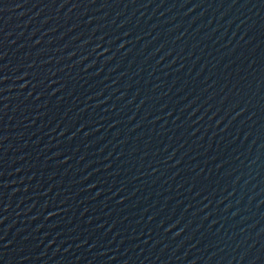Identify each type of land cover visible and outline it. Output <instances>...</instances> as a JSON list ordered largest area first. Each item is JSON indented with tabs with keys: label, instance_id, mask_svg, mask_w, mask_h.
<instances>
[{
	"label": "water",
	"instance_id": "1",
	"mask_svg": "<svg viewBox=\"0 0 264 264\" xmlns=\"http://www.w3.org/2000/svg\"><path fill=\"white\" fill-rule=\"evenodd\" d=\"M0 264H264V0H0Z\"/></svg>",
	"mask_w": 264,
	"mask_h": 264
}]
</instances>
